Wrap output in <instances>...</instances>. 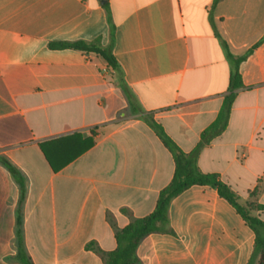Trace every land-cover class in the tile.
I'll return each instance as SVG.
<instances>
[{
  "label": "crops",
  "instance_id": "obj_1",
  "mask_svg": "<svg viewBox=\"0 0 264 264\" xmlns=\"http://www.w3.org/2000/svg\"><path fill=\"white\" fill-rule=\"evenodd\" d=\"M95 40L185 153L229 95L227 53L246 55L225 128L195 164L264 205L263 184L250 196L264 178V0H0V264H105L115 230L150 214L171 181L172 155L106 62L52 47ZM91 130L94 145L52 171L38 144ZM167 218L138 245L137 264L250 260L254 232L215 189H186Z\"/></svg>",
  "mask_w": 264,
  "mask_h": 264
},
{
  "label": "trees",
  "instance_id": "obj_2",
  "mask_svg": "<svg viewBox=\"0 0 264 264\" xmlns=\"http://www.w3.org/2000/svg\"><path fill=\"white\" fill-rule=\"evenodd\" d=\"M52 47L71 48L87 53L91 52L100 56L106 62L107 67L114 73L118 86L126 96L131 110L139 114V119L154 131L156 136L172 155L174 162V171L171 181L159 191L153 211L144 217L132 220L124 228L115 230L116 248L110 252L104 253V263L137 264L138 258L136 249L140 242L151 233L163 231V228L167 225V212L171 200L191 186L198 185L209 186L215 189L219 197L228 202L254 232L255 239L253 251L247 264H254L255 261L257 264H264V220L260 218V212L264 210V205L256 201L241 202L238 195L221 181L218 174L203 173L195 164V155L198 149L214 136L220 134L225 128L228 112L235 96L234 91L242 87L238 67L239 63L245 59L246 55L234 58L227 53L233 62V68L229 79V95L225 98L215 120L201 133L200 142L196 150L185 153L167 136L162 126L153 119L152 113L144 112L138 108L130 90L124 82L123 72L114 56L111 54L110 48L102 47L99 40L93 42H61L52 45ZM95 134L93 130L89 131L86 136L82 133H73L71 135L40 142L38 146L50 169L56 172L90 149L94 145ZM64 145H66L67 152H70L67 154L66 158L60 160L57 155H59V153L63 155L65 149L63 147ZM259 182L260 184H258L250 194L253 198L261 191V185H264V178L261 181L259 180ZM164 231L172 233L171 230Z\"/></svg>",
  "mask_w": 264,
  "mask_h": 264
},
{
  "label": "rangeland",
  "instance_id": "obj_3",
  "mask_svg": "<svg viewBox=\"0 0 264 264\" xmlns=\"http://www.w3.org/2000/svg\"><path fill=\"white\" fill-rule=\"evenodd\" d=\"M114 75V74H113ZM264 200V199H263Z\"/></svg>",
  "mask_w": 264,
  "mask_h": 264
}]
</instances>
